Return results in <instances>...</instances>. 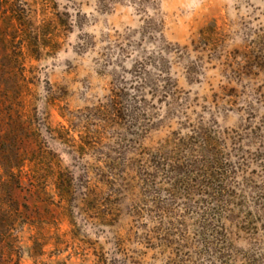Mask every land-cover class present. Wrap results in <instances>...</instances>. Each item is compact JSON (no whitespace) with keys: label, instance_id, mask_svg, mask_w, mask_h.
I'll return each instance as SVG.
<instances>
[{"label":"rangeland","instance_id":"rangeland-1","mask_svg":"<svg viewBox=\"0 0 264 264\" xmlns=\"http://www.w3.org/2000/svg\"><path fill=\"white\" fill-rule=\"evenodd\" d=\"M261 155L264 0H0V264H264Z\"/></svg>","mask_w":264,"mask_h":264},{"label":"trees","instance_id":"trees-1","mask_svg":"<svg viewBox=\"0 0 264 264\" xmlns=\"http://www.w3.org/2000/svg\"><path fill=\"white\" fill-rule=\"evenodd\" d=\"M255 133L253 132V134ZM192 152V148L189 147L187 149V153H189L187 161L174 166L168 172L175 177V180L177 178L180 185L185 189L193 191L196 188L198 191L200 190L199 194L205 207L203 217L206 223L212 219L220 221L221 217L218 215V211L228 204L229 197L227 182L230 176L227 177L226 175L234 173L222 167L218 154L212 148L209 140L205 139L200 147L199 158L193 157ZM207 227V224H204L203 230ZM213 235H215L214 240L218 244H225L226 241L222 233L213 231Z\"/></svg>","mask_w":264,"mask_h":264}]
</instances>
